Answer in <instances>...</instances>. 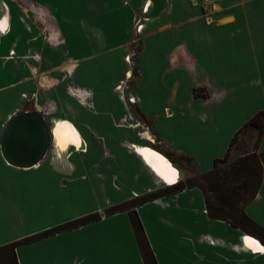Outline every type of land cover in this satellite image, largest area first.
Masks as SVG:
<instances>
[{"label": "crops", "instance_id": "0c3cea01", "mask_svg": "<svg viewBox=\"0 0 264 264\" xmlns=\"http://www.w3.org/2000/svg\"><path fill=\"white\" fill-rule=\"evenodd\" d=\"M30 1L28 12L34 8L42 14L33 15L22 27L10 25L12 37L0 41V106L12 105L0 119V172L5 177H19V181H0V227L16 230L0 247L97 214V221L19 246L18 263L144 264L129 212H107L171 185L152 169L142 148L153 149L152 145L164 159L166 154L189 157L196 171L206 174L215 169L217 159L225 157L235 134L257 112L264 111L263 99L258 106L239 112L235 103L222 100L224 91L208 79L186 84L192 89L184 98L176 90V85L184 82L175 79L178 73L204 74L211 63L244 76L246 84H256L264 98V81L256 76L264 73V0H217L220 9L207 20L200 11L188 10L182 3L172 15L161 14L166 17L162 25L161 19L150 22L146 18L135 84H130L133 68L127 57L137 16H147L142 0ZM169 29H183L185 34L181 39L165 40L164 32ZM20 32L22 35L15 36ZM154 36L162 45L150 56L145 44ZM150 58L151 69L147 64ZM37 73L44 76L39 96L53 104L64 101L81 129L93 140H103L104 148L95 141L88 144L73 120L52 117V122L67 121L76 128L80 143L70 147L75 148V161L85 158L95 165L91 175L82 177L86 181L79 177L63 181V169L48 160L47 154L31 168L15 167L3 156L4 131L35 96L32 74ZM200 88L207 90V96H195ZM51 89V93H43ZM130 98H135V103ZM128 104L138 106L152 121V128L142 129L140 123L112 128L110 122L124 120L129 114ZM153 106H161L163 111ZM34 111L41 112L37 107ZM146 132L153 139L147 138ZM248 133L253 145L257 131ZM261 152L264 136L258 149ZM171 167L174 175L170 181L181 180V164ZM64 205L76 211L65 221L56 218ZM134 210L158 264H264V251H254L244 242V238H255L209 217L205 195L197 187ZM245 212L264 228V173L258 194ZM48 213L55 217L39 224L38 219Z\"/></svg>", "mask_w": 264, "mask_h": 264}, {"label": "rangeland", "instance_id": "374dc122", "mask_svg": "<svg viewBox=\"0 0 264 264\" xmlns=\"http://www.w3.org/2000/svg\"><path fill=\"white\" fill-rule=\"evenodd\" d=\"M29 2L31 1L30 0H0V17L4 16V19H5L4 20L5 30L0 31V41L6 40L7 38L12 37V33L14 32V30L13 28L11 29L9 28L10 25H13L14 27L20 24L21 25L20 27H22V25L26 24L29 18L30 17L32 18L33 15L35 17H38L39 15L42 14L41 10L35 11L34 8L32 12L29 13L28 12ZM178 3H182L184 7L187 8L188 10L200 11L202 17L206 20L210 18L212 19L215 13L218 12L220 9L218 8L219 3L217 0H196V3H194V0H142V4L144 7L143 10L144 11L148 10V11H147V16L141 17V15H138L136 22H135L134 41L131 45V48H132L131 54L129 55L131 57L130 64L133 68V74H132L133 78L130 81V84H135L136 79L139 76V72H138L139 66H138L137 61H138V56H139L140 51H142L144 48V40L142 38V33L144 34V31L146 28L143 27V29L139 31L138 30L139 25L144 26V24L148 23L146 21V18L147 20H150V22L155 21L157 19H161L160 21H162L163 18H166V17L162 16L161 14H163V12L164 13L166 12L167 15L169 16L172 15ZM187 14H189L188 17H190V13L187 12ZM5 21H8L9 24L6 23ZM161 23H163V21L160 22L159 24ZM161 25L159 27L166 28V26L164 25L161 26ZM185 25H188V23H186ZM181 27L183 28V26ZM8 33L10 34V36L6 35ZM164 34H165V37H164L165 40L166 39L172 40L173 37L175 38L183 37L185 33L183 32V29L181 30L169 29L165 31ZM16 35H22V32H20V34L15 33V36ZM159 45H160V42L158 41V39H156V36L149 38L145 44L146 52L148 53V55L152 56L155 50L160 49V46L162 44L160 46ZM19 53H22V51H19ZM147 64L149 66V69L153 67L151 58L148 60ZM196 73L197 74H195V76H193L192 74H191L192 76H190L184 73H178L177 76L175 77V79L177 78V81L184 82V85L183 83L181 84L179 83L178 86L176 85V90L180 93L182 97L184 98L188 97V94L190 93V90L192 89L190 86L186 87V84L192 83L193 85L195 82H198L197 80L204 81L205 79H208V80H212L211 81L212 84L217 86L219 91L220 90L224 91V93L220 95L222 100H224L225 102L235 103L236 107L240 108L239 112L247 108L251 109L255 106H258V104L262 102V100L264 99L263 96H261L259 91L257 90L256 84H253L255 87H253V85L246 84V82L244 81L245 80L244 76L234 74L228 70H220L216 68L214 65H212L211 63L209 64V68L207 69L206 73L204 74L202 73L199 74V72H196ZM39 76H40V73L32 74L33 88L31 92H36V93L34 97L33 96L31 97L30 102H28V105L26 106V108L21 112H24L26 110L34 111L35 107H37L41 112L44 113V116L46 117L50 128H52L53 126L52 117L69 118L73 120L75 126H77V129L82 134L84 140L88 144H90L91 141H95L97 145H99L100 147L102 146L104 148L103 146L104 144H102L103 142L102 138L96 137L93 140V138L89 137V134L87 133L85 128L81 129V126L79 125L78 121L74 120V117H75L74 112H72V110H70L67 107L64 101L62 102L59 101V103H57L56 101V103L53 104L51 103V101H48L47 99L39 96L40 95L39 94V90H40L39 83H42L44 81L43 80L44 76H42L41 78ZM256 76H259V78L264 81V73L257 74ZM52 91L53 89L43 90V93L45 94L51 93ZM198 93H199V96H207L208 94L207 90L204 88H200L198 90ZM11 106L12 105L10 104L8 105L5 104L3 106H0V119L6 113V111L9 110ZM153 108L156 110L163 111V107L161 106H153ZM127 111L131 115V117L129 114L126 113L127 116H125L124 120L116 119L115 121L110 122V125L112 126V128L122 129V128H118V126L127 127L130 124H134V123L142 124V129L152 128V121L149 118H146L142 114L138 106L128 104V106L126 107V112ZM250 137L251 136L249 135L248 132H243L239 136L238 142L234 145L232 149V152H233L232 157H234L233 159L242 158V157H245L247 155H250L256 152L257 149H255L254 147L255 143L253 144L254 146L251 144ZM84 147L85 145L80 146L81 149H84ZM74 150L75 148H71L64 155L58 158L56 156V153L53 147V136H52V141H51L48 153H47L48 155L47 159L52 161L54 164H56L57 166L63 169V176H62L63 181H74L78 177H79V181H86V178L82 179V177H88L89 175H91L92 167H94L95 165L90 164L85 158L78 159V161H75L74 156L72 155ZM184 162H181V166L183 169H179L180 179L185 183H188L189 181L196 182L193 180L194 178L199 177L200 174L196 171V168L191 161L186 160ZM70 163H72L73 166H71ZM227 164H224L223 166L227 167ZM18 178L19 177H14V176L5 177V175L0 172V181H19ZM254 180H255V177L252 178V181ZM75 212L76 211L74 208L64 205L58 211L56 218H59V219L61 218L65 221V220L72 218V214H74ZM54 217H55L54 215L49 214L46 217H40L38 219V222L39 224H44L45 222H48ZM24 230L27 231L28 229H24ZM0 231H1L0 243H5V241H7L9 238L11 237L13 238L16 235V230L14 231H11V229L4 230V227H0Z\"/></svg>", "mask_w": 264, "mask_h": 264}, {"label": "trees", "instance_id": "16d2710c", "mask_svg": "<svg viewBox=\"0 0 264 264\" xmlns=\"http://www.w3.org/2000/svg\"><path fill=\"white\" fill-rule=\"evenodd\" d=\"M195 96L199 97L198 90ZM247 130L257 131V138L254 146L257 150L253 154L233 159L232 149L238 142L239 136L243 132H248ZM263 136L264 111H259L235 134L225 157L215 161V169L213 171L194 178L193 181L196 182L189 181L185 183L182 180L173 182L164 189L137 201L124 203L107 212L108 215L118 212H129V217L144 264H158V262L150 246L142 221L134 209L137 206L194 187L203 191L210 218L231 224L242 230L245 234L258 240L264 247V228L253 221L245 212L246 206L256 198L263 180L264 152L258 153ZM151 147L155 149L152 145ZM165 156L167 162L175 167H178V164L186 160L192 162L191 158L185 156H178L177 158H173L171 154H166ZM224 164H227V167H224ZM254 177L255 180L252 181ZM99 219L100 216L97 214L89 215L73 222L66 223L56 229L46 231L45 233L2 246L0 247V264H19L16 256V249L19 246L38 241L60 232L78 228Z\"/></svg>", "mask_w": 264, "mask_h": 264}, {"label": "water", "instance_id": "95a60500", "mask_svg": "<svg viewBox=\"0 0 264 264\" xmlns=\"http://www.w3.org/2000/svg\"><path fill=\"white\" fill-rule=\"evenodd\" d=\"M196 3V0H194ZM53 129L44 113L32 111L15 115L8 123L3 139L2 153L5 160L19 168H31L46 156Z\"/></svg>", "mask_w": 264, "mask_h": 264}, {"label": "bare ground", "instance_id": "6f19581e", "mask_svg": "<svg viewBox=\"0 0 264 264\" xmlns=\"http://www.w3.org/2000/svg\"><path fill=\"white\" fill-rule=\"evenodd\" d=\"M5 30L4 20H0V31ZM53 134H54V150L57 157L64 155L68 149L73 145L80 143L79 135L71 122H61L59 120H53ZM52 134V136H53ZM146 137L153 139L152 136L146 132ZM146 161L150 164L152 169L157 172L160 177L166 180V182L173 183L171 177L174 175V169L161 155L156 153L153 149L146 146L142 148ZM246 246L254 251H262L263 246L256 240L251 238H244Z\"/></svg>", "mask_w": 264, "mask_h": 264}, {"label": "built area", "instance_id": "2783aa9c", "mask_svg": "<svg viewBox=\"0 0 264 264\" xmlns=\"http://www.w3.org/2000/svg\"><path fill=\"white\" fill-rule=\"evenodd\" d=\"M143 27H144V26L139 25V29H138V30L141 31V30L143 29ZM130 58H131L130 56L127 57V61H128L129 63H130V61H131ZM130 102H131V103H135V98H130Z\"/></svg>", "mask_w": 264, "mask_h": 264}, {"label": "flooded vegetation", "instance_id": "af4514ba", "mask_svg": "<svg viewBox=\"0 0 264 264\" xmlns=\"http://www.w3.org/2000/svg\"><path fill=\"white\" fill-rule=\"evenodd\" d=\"M117 90H122V85H119V86L117 87Z\"/></svg>", "mask_w": 264, "mask_h": 264}, {"label": "snow or ice", "instance_id": "6c2138e0", "mask_svg": "<svg viewBox=\"0 0 264 264\" xmlns=\"http://www.w3.org/2000/svg\"><path fill=\"white\" fill-rule=\"evenodd\" d=\"M262 250H264V249H262Z\"/></svg>", "mask_w": 264, "mask_h": 264}]
</instances>
